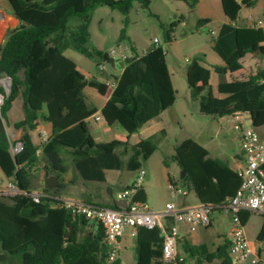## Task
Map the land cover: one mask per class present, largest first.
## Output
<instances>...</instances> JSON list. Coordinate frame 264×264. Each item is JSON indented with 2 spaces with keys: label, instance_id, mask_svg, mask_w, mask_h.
<instances>
[{
  "label": "trees",
  "instance_id": "1",
  "mask_svg": "<svg viewBox=\"0 0 264 264\" xmlns=\"http://www.w3.org/2000/svg\"><path fill=\"white\" fill-rule=\"evenodd\" d=\"M135 0H8L18 25L7 29L0 46V72L11 78V91L5 94L2 116L8 118L13 102L20 98L24 118L14 123L23 130L20 140L23 149L13 155L12 141L7 130L0 132V168L8 178L15 179L24 193L17 196L0 194V264H103L106 257L104 229L93 225L84 217L72 214L59 200L44 197L35 202L30 194L35 190L33 177L39 168L41 156L30 134L38 121L51 124L52 133L43 149L44 170L60 179L67 171L62 152L73 156L75 169L84 181L105 182L108 170L136 171L144 166L159 148L166 136L154 134L141 138L134 145L128 141L96 142L88 117L97 112L85 94L71 78L75 63L63 51L72 43L87 56L102 55L100 51L84 46L89 36V25L94 10L100 6L119 9L125 17L119 41L128 39L126 25ZM149 8L150 0H138ZM194 9L198 0H184ZM225 14L236 20L243 6L252 7L256 0H221ZM81 18V23L69 36L65 33L69 19ZM184 21L182 16L168 28L169 33ZM210 19L197 20V28ZM54 34H57L53 37ZM170 42V40H166ZM133 57L127 60L113 92L102 108L109 126L120 123L131 135L171 107L176 101V90L163 46H152L139 55L133 47ZM213 49L224 60L214 65L220 75L234 67L248 53L264 56V30L261 27H238L223 24ZM204 54L187 64V81L193 103L198 111L214 117L231 115L237 111L250 113L255 128L264 126V68L249 81H233L240 89L219 98L212 95L211 70L205 67ZM103 58H107L105 54ZM116 61L108 59V64ZM90 86L106 94L109 85L96 79ZM173 159L186 174L169 184L194 190L203 203L222 204L235 194L241 184L238 172L224 161L209 157V151L192 138L175 147ZM167 164V162H166ZM47 193L61 196L62 184L55 188L44 185ZM120 209L116 201L110 205ZM254 213L240 212L243 226ZM136 264H171L164 260V238L159 227L139 226L135 234ZM264 243V223L257 236ZM189 256L203 257L207 261L221 259V264H233L226 242L216 252L206 246L192 247ZM186 260L179 264H186ZM115 264H123L118 259Z\"/></svg>",
  "mask_w": 264,
  "mask_h": 264
},
{
  "label": "crops",
  "instance_id": "2",
  "mask_svg": "<svg viewBox=\"0 0 264 264\" xmlns=\"http://www.w3.org/2000/svg\"><path fill=\"white\" fill-rule=\"evenodd\" d=\"M184 1V0H183ZM186 2V1H185ZM188 4V3H187ZM101 7V6H100ZM99 9L96 8L93 12L91 22L89 25V36L84 44L85 47L88 46V44H91L88 46L89 50H94V51H100L102 52V55H97L99 57V60L97 64H99L102 59L103 55L107 54L108 50L103 48L104 41H105V35L102 29L99 30L98 23L102 25L104 21V17L101 16L97 19V22L95 23L94 15L96 11ZM192 11H199L200 18H208L210 21L206 23V25H211L215 21H217V25L215 29L212 31V38H211V44L210 47L213 52H210L209 50H205L204 54V62L202 63L205 67L209 68L211 70V85H212V95L215 97L223 98L230 96L237 92L240 87L234 86L233 81H249L251 76H254L259 69L264 68V56H260L256 53H248L245 57L240 59V62L235 65L232 68L227 69L226 73L223 75L218 74L214 69V65H224V60L220 57V55L213 49V44L215 39L217 38L218 32L220 28L222 27L223 24H232L234 26L238 27H261L264 30V0H256V4L252 7H247L243 6L242 9L240 10V13L238 15V18L234 21H232L224 12L223 6L221 3V0H198L196 3V6L194 9H191ZM15 16L13 14V11L11 13H7ZM16 17V16H15ZM199 18V19H200ZM16 19L19 22V18L16 17ZM262 20L263 23L258 24V21ZM81 23V19L76 20L74 24V28L76 29L77 26ZM184 23V21L181 23V25ZM69 25V22H68ZM98 26V27H97ZM104 28V27H102ZM123 28V27H122ZM121 28V30H122ZM74 29H70L69 26L67 27L66 31L64 34L67 36L70 35V33ZM186 34V33H185ZM57 34H54L56 36ZM129 38L132 41L131 35H129ZM156 38V37H155ZM119 41V39H118ZM122 42V41H121ZM69 45L65 48L63 51V54L65 57H67L69 60L73 61L75 63V69L71 73V78L77 83V85L81 88L85 96L87 97V100L89 104L92 107L97 108V112L90 117H88V121L91 123V130L93 137L95 138L96 142L98 139L94 136V130L95 126L92 125V122H99L101 121L104 125L107 124L105 118L103 117L102 114V108L110 98L113 89L116 85L117 79L120 77L122 70L124 67L119 65V63L115 64H107L105 69H100L98 66V71L93 72L92 66H91V60L90 57H88L86 54L83 52L79 51L76 49L72 43H68ZM153 44H151L148 48L144 49V53H146ZM91 47V48H90ZM133 47L131 46L130 50L133 52ZM71 49L75 55L74 57L71 56V54H68V50ZM169 66V65H168ZM169 71L171 73V70L169 68ZM172 81L174 88L176 90V101L175 103L163 111L160 115L157 117L151 119L149 122L144 124L139 131L128 135L127 131L125 128L118 122L114 123L113 125L109 126L110 129H113L114 127H122L119 129H122L125 139H122V141H128L129 144L134 145L140 141L141 138H146L151 135L161 134L162 131L165 132L166 136L163 139L169 138L171 136V131H172V122H177L181 124V118L184 116L186 117V113L188 110L189 112L193 113V115H199L201 117H211L212 122H207L203 125H200L196 130L193 131V134L190 135L189 137H185L184 139L181 140V142L187 138H192L196 140L198 143H200L202 146H204L208 151H209V157L212 159H220L225 162L228 167L235 171L238 172L240 168H242L245 163H246V157L243 152V150L240 147L239 140H238V134L234 128V124L230 119L229 115L222 116V117H214L208 114L200 113L198 109H194L193 112V105L191 104V97H190V90L188 89L186 91V94L184 95V103L179 104V90L177 89L174 79H173V74L171 73ZM91 79H96L100 82H104L109 85V88L106 92V94H101L96 88L90 86L89 81ZM21 106L22 107V100L20 98H17L14 102L10 110L8 111V117L9 113L12 110H16L17 107ZM23 109V107H22ZM184 109V110H183ZM100 116L99 119L96 117ZM24 118V111L22 112V117H19L18 119H14L13 125L16 121L21 120ZM8 119V118H7ZM218 121L222 126L225 125L227 132L233 133L232 135V140L234 144L238 147L236 148H230V149H224V147H220V144L223 146V144L218 142V140H215L214 138H210V133H213L217 136L220 134V130L216 129L215 127V121ZM5 121V119H4ZM196 122V121H194ZM198 122V121H197ZM6 125V122H5ZM118 125V126H117ZM121 125V126H119ZM221 126V127H222ZM184 127L182 126L181 129ZM223 128V127H222ZM216 129V130H215ZM42 131L47 132L49 135L52 133V126L49 123L43 122V121H38L37 127L34 130L30 131V134L32 136L33 142L36 144L39 140L40 134ZM259 134L261 139L264 141V126L258 128ZM16 133L18 135V139L20 140L21 135L23 134V130L21 128L17 129L16 128ZM109 142V141H108ZM155 153V152H154ZM153 153V154H154ZM43 153L40 154L41 156V161L39 163V167L42 164L43 166V171H42V178H41V186L44 185V178L45 174L48 173L44 170V164L45 160L43 159ZM70 155L72 157V162H73V156L66 150H63L62 155L65 161L64 155ZM152 154V155H153ZM151 155V156H152ZM144 168V167H143ZM39 169V168H38ZM73 169L75 170V175L76 176H70L72 173L71 168L67 167V171L62 174V177L59 179L56 174L48 173L49 175H55L58 178V183L62 184V193L61 196L63 197H73V198H79L83 199L86 201H91L95 202L101 205L105 206H110L112 203H114L115 199H110L107 203L106 202H100L95 199H89L87 198V195H85V192L87 191V188L89 187L90 181H84L82 177L78 174V172L75 169V165L73 162ZM139 170L133 171L138 173ZM108 172V171H107ZM162 174L165 173V170L161 171ZM147 174V172H146ZM165 176V175H164ZM137 177V176H136ZM146 177V175H145ZM172 177V176H171ZM64 178V183L61 181ZM107 178V175H106ZM174 182L176 179L172 177ZM12 178H8L3 170L0 168V189L4 187L9 181H11ZM149 180L147 182L143 181V184L141 187H144L145 192H146V201L150 199V197L155 196L148 184ZM103 183V182H99ZM58 185V184H57ZM66 185V187H65ZM130 185V184H129ZM169 182L167 184V187L170 189ZM179 185V184H178ZM40 186V187H41ZM128 186V185H127ZM66 188H70V191L65 193L64 191ZM185 188V187H184ZM40 188H36L35 190H38ZM42 189V188H41ZM187 189V188H186ZM187 194L184 196L180 197V200L178 202H175L171 199L169 195L166 194V196L161 197L162 203L156 204V205H147L149 208L153 210H164L166 205L170 202L176 203L177 205H195L200 203V199L197 197L196 193L194 190L187 189ZM90 193V192H87ZM93 196L96 197V195L93 194ZM224 213L226 215L224 216ZM253 214L248 222L245 224L244 229L246 235L249 234L250 232L248 231L247 227H251L252 220L254 219ZM260 215V214H258ZM229 218V212L226 210H215L212 213V221L209 226L206 227H200L196 230H190V228L187 225H180L179 226V241H178V250L182 256L185 257L186 264H205V262H208L207 264H211L212 261L217 260L218 264L222 263L221 259L215 258L212 261H207L203 257H198V256H189L190 252H192V247L196 248L199 246H206L209 252H216L219 250L220 246L225 244L226 242L228 245H230V240L232 236V225L228 228V231H223L220 227V222H222V218ZM93 225H96V223L91 222ZM264 223V216L260 215L259 218H257V221L255 224H253V227L257 230V236L263 226ZM134 229L131 227L126 228L124 234L121 237V244H122V249L119 255V260L123 264H136V238H135ZM248 238V236H247ZM249 240V238H248ZM251 246L255 249V251L260 255L262 259V264H263V252H264V243H260L258 241L252 242L250 241ZM130 248H134V254L131 252Z\"/></svg>",
  "mask_w": 264,
  "mask_h": 264
},
{
  "label": "rangeland",
  "instance_id": "3",
  "mask_svg": "<svg viewBox=\"0 0 264 264\" xmlns=\"http://www.w3.org/2000/svg\"><path fill=\"white\" fill-rule=\"evenodd\" d=\"M11 12L12 8L8 0H0V46L5 38L7 29L16 26L19 23L15 16L7 14ZM94 16L95 23L99 17H104L102 25L98 23L99 27H97L101 31L104 29L103 32L105 35V41L103 48L107 49L108 52L111 48H116L119 50V45L122 44L124 46H128L129 49L131 46L134 47L136 52L141 55L144 49L153 44L155 37H157L160 42L166 46L167 63L171 73L173 74L174 83L179 90V104L184 103V95L189 89L186 74L187 64L189 61L196 56L203 55V49L207 51L211 50L210 52L214 53L210 47V42L212 38V31L215 29L217 21L211 25L204 24L197 28V20L200 18L199 11H192L187 2L183 0H150L149 8L143 7L140 1L135 0L129 14L127 15L128 23L126 25L127 36L128 34L131 35L132 41L129 36L128 39L123 40L122 42L118 41L121 28L125 26L124 21L126 17L119 9H114L109 6H101L96 11ZM182 16L184 17V23L181 25V22L173 32L169 33L168 28L170 25L175 20H179ZM79 19L81 18L78 16L71 17L69 19V28L75 30L74 24L76 20ZM166 40H170V42H166ZM89 45L91 44H88V46ZM67 52L74 57L75 53L71 49H69ZM130 52L132 53L131 50ZM90 60L92 70L96 74L98 71L97 62L99 57L94 55L90 57ZM0 78L6 77L0 76ZM9 85L10 82L9 84L7 82L0 83V86H2L6 92ZM191 104L193 105V112L194 109L196 111L199 104L196 102L193 103L192 101ZM22 112V107L18 105L16 110L10 111L8 119L5 120L6 130L12 142L19 138L13 122L14 119L22 117ZM185 113L186 117L183 116L181 118V124L172 122L171 136L169 138L162 139L159 144V148L147 161L144 162L143 167L147 172L144 182L149 180V187L152 193L155 195L146 201L145 204L149 206L162 203L161 197L162 195L166 196V194L169 195L175 202L180 200L181 196L167 187L168 175L174 177L176 181L181 179L182 169L173 159L175 147L181 142L182 139L192 135L193 131L196 130L200 125H203L207 122H212L210 119L211 117L193 115V113L189 112V110ZM92 125L95 126L94 136L100 142H108L115 139H125V135L123 131H121L122 129H119L122 127H114L113 129H110L108 124L104 125L101 121L92 122ZM182 126L184 127L183 129H181ZM221 126L222 125L218 123V121H215L216 129L222 132L217 136L214 134V132L210 133V138L218 140L219 143L221 142L223 146L220 144V147H224L225 150L230 148L238 149L232 140L233 133L227 132L225 125L222 126L223 128ZM157 134L160 135L159 132ZM64 157L66 166L72 170L70 176H76L75 170L73 169L72 157L66 154ZM162 170H165L164 174L161 173ZM42 171L43 166L41 164L33 177L34 186L40 189L42 188L40 187ZM137 175L138 173L129 170H108L106 181L103 183H90L85 195H87V198L89 199H95L97 201L106 203L110 199L117 200L118 194L121 193L127 185L133 184L137 178ZM61 181L64 183V178ZM69 191L70 188H66L64 192L68 194ZM93 194L96 195V197L93 196ZM225 215L226 213H224V216ZM254 216L255 217L252 220L251 227H247L248 231L250 232L247 234V236L253 243L257 241L258 233L253 227V224L256 223L257 218H259L260 215L256 214ZM219 223L223 231H228V228L232 225L230 217H223L222 222L219 221ZM130 250L134 254V248H130ZM207 263L208 262H205V264ZM211 264H218V261L214 260L211 262ZM245 264L251 263L247 262Z\"/></svg>",
  "mask_w": 264,
  "mask_h": 264
},
{
  "label": "built area",
  "instance_id": "4",
  "mask_svg": "<svg viewBox=\"0 0 264 264\" xmlns=\"http://www.w3.org/2000/svg\"><path fill=\"white\" fill-rule=\"evenodd\" d=\"M263 23L262 20L258 24ZM153 45L166 46L156 37ZM98 64L100 69H105L108 59L117 58L126 61L133 57L128 46L119 45V50L111 48ZM2 98L5 94L0 92ZM4 100L0 102V112ZM2 104V105H1ZM230 116L234 128L238 134V140L243 150L246 163L238 170L241 177V184L235 194L229 197L222 204H211L200 202L195 205H177L170 202L164 210H153L145 203L130 202L131 196L142 186L146 171L139 169L137 178L133 184L126 186L118 194L117 200H128L127 208H112L95 202L86 201L79 198L63 197L52 193H47L43 189L33 190L30 194L35 202H40L44 197L52 200L62 201L63 205L75 216L84 217L90 222L100 224L104 229V240L107 251L103 264H115L119 258L122 244L121 237L126 228L131 227L134 233L139 226L147 228L159 227L164 238L163 250L164 260L167 263L179 264L185 260L178 250L179 226L187 225L190 230L206 227L211 224L212 213L215 210H226L232 221V236L229 245V253L233 264H262L260 255L251 246L244 226L241 223L240 212L250 211L264 216V141L261 139L259 131L253 125L251 115L247 111H237ZM97 119L100 116L96 117ZM50 135L42 131L37 146V154L43 153L44 146L49 140ZM21 140H14L11 144V153L16 155L23 149ZM170 189L176 194L184 196L187 189L170 184ZM24 193L19 188L15 179H11L0 189V194L4 196H17Z\"/></svg>",
  "mask_w": 264,
  "mask_h": 264
},
{
  "label": "water",
  "instance_id": "5",
  "mask_svg": "<svg viewBox=\"0 0 264 264\" xmlns=\"http://www.w3.org/2000/svg\"><path fill=\"white\" fill-rule=\"evenodd\" d=\"M29 1V0H28ZM117 63H119V65H121L122 67H124L127 62L126 61H122L120 59H116L115 60ZM0 76L1 77H6L10 80V85L7 89V95H9L10 91H11V78L6 74V72H0ZM6 129V125H5V121L4 118L2 116V112H0V132H2L3 130ZM186 172L185 170H182V174H181V179L184 178ZM58 178L55 175H49L48 173L45 174V178H44V186L48 187V188H55L58 184ZM130 202H140V203H146V192L144 187H140L132 196H131V200ZM128 200L123 199V200H117L116 204L118 207L120 208H127L129 206L130 203Z\"/></svg>",
  "mask_w": 264,
  "mask_h": 264
},
{
  "label": "bare ground",
  "instance_id": "6",
  "mask_svg": "<svg viewBox=\"0 0 264 264\" xmlns=\"http://www.w3.org/2000/svg\"><path fill=\"white\" fill-rule=\"evenodd\" d=\"M1 22V20H0ZM0 36H1V32H0ZM7 82L9 84L10 80L8 78H0V83H5ZM2 96L0 95V102L2 101Z\"/></svg>",
  "mask_w": 264,
  "mask_h": 264
}]
</instances>
